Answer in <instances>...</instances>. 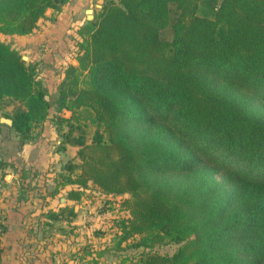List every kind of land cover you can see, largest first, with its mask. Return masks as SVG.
Returning a JSON list of instances; mask_svg holds the SVG:
<instances>
[{"label": "trees", "instance_id": "1", "mask_svg": "<svg viewBox=\"0 0 264 264\" xmlns=\"http://www.w3.org/2000/svg\"><path fill=\"white\" fill-rule=\"evenodd\" d=\"M69 1L0 0V32ZM79 34L55 93L0 40V100L15 103L0 133L20 148L57 125L78 157L59 184L120 197L111 247L137 264H264V0H104Z\"/></svg>", "mask_w": 264, "mask_h": 264}, {"label": "crops", "instance_id": "2", "mask_svg": "<svg viewBox=\"0 0 264 264\" xmlns=\"http://www.w3.org/2000/svg\"><path fill=\"white\" fill-rule=\"evenodd\" d=\"M44 123L42 134L46 135L41 144L36 141L35 131L15 150L6 148L9 145L0 138V158L5 162L0 167V264H79L91 256L98 259L96 264H102L96 252L104 249L106 242L98 240L95 226L77 221L90 196L84 194L80 200H73L67 196L72 185L59 184L63 165L73 159L66 158L71 144H61L51 155L49 140L54 126L48 120ZM71 207L75 216L67 215ZM88 248L92 255L85 254Z\"/></svg>", "mask_w": 264, "mask_h": 264}, {"label": "rangeland", "instance_id": "3", "mask_svg": "<svg viewBox=\"0 0 264 264\" xmlns=\"http://www.w3.org/2000/svg\"><path fill=\"white\" fill-rule=\"evenodd\" d=\"M104 0H70L63 10L52 11L47 13V16L38 23V27L33 32L25 35L20 34H5L0 32V40L11 44L17 48L25 60L34 61L39 66V74L42 77L44 83L48 87L51 93H55L58 83L63 75V68L65 64L74 59L72 57L76 53L77 44L76 41L80 40L79 29L85 24L87 20V9H92L95 18V14L102 7ZM92 19V20H93ZM165 39H170L172 36L171 28H165L161 33ZM15 103L8 99L0 100V115L5 116L4 112H11ZM50 121V120H48ZM45 123L39 125L35 129V137L38 143H43L46 134L43 133ZM51 136L49 140V148L51 155L57 150L58 146L63 145V138L60 135L57 125L52 124ZM48 127V126H47ZM93 127H89L88 132L91 133ZM48 130L46 131V133ZM48 135V134H47ZM90 135V134H89ZM88 135V136H89ZM12 134L8 135L6 131L0 133L3 143L9 145L6 148H17V138H13ZM59 140V141H58ZM62 140V141H61ZM61 141V143H60ZM71 150L66 152L67 160L77 157V146L71 145ZM76 155V156H75ZM52 157V156H51ZM65 159V158H64ZM87 194L90 196L88 203L83 205V210L78 216L77 221L81 220L86 225L95 226L93 230L100 242H106V249L100 255L102 264H137L135 256L136 249L132 247H126L122 250H114L115 243V231L116 227L113 226L116 216L119 214H125V210H118L120 197L119 196H106L103 192L93 184L89 185ZM126 195V194H125ZM127 196V195H126ZM101 211H105L104 213ZM87 217H85V215ZM102 216V217H100ZM98 217V221L96 220ZM96 224L94 225V223ZM101 224V225H100ZM105 225V230L99 229ZM91 232V234L93 233ZM176 245L165 244L158 245L154 249L160 253H168ZM124 260L123 262H121Z\"/></svg>", "mask_w": 264, "mask_h": 264}, {"label": "water", "instance_id": "4", "mask_svg": "<svg viewBox=\"0 0 264 264\" xmlns=\"http://www.w3.org/2000/svg\"><path fill=\"white\" fill-rule=\"evenodd\" d=\"M86 13H87V19L88 20H92L93 17H94L93 10L89 8V9L86 10ZM41 20H42V18H40L38 20V22H40ZM23 58L25 59V56H23ZM0 121L7 122L8 124H11L12 123L11 118H8V117H5V116H1L0 117ZM126 195H128V193H126Z\"/></svg>", "mask_w": 264, "mask_h": 264}, {"label": "built area", "instance_id": "5", "mask_svg": "<svg viewBox=\"0 0 264 264\" xmlns=\"http://www.w3.org/2000/svg\"><path fill=\"white\" fill-rule=\"evenodd\" d=\"M2 224H1V219H0V235H1V233H2Z\"/></svg>", "mask_w": 264, "mask_h": 264}]
</instances>
